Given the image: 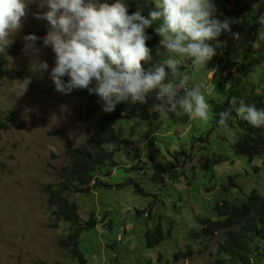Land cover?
<instances>
[{"label":"rangeland","instance_id":"374dc122","mask_svg":"<svg viewBox=\"0 0 264 264\" xmlns=\"http://www.w3.org/2000/svg\"><path fill=\"white\" fill-rule=\"evenodd\" d=\"M136 2L132 13L140 11L148 17L149 11L155 9L154 0ZM213 2L218 19L236 21L230 24V28L239 25L244 18L242 13L254 21L264 9V0ZM243 7L245 12H241ZM45 10L38 9L37 3H31L27 16L22 20V29L12 37L14 42L11 46H20L18 54H8L10 46L6 54L0 55L5 69L14 73V80H0V264H77L61 248L67 233L75 227L56 217L57 210L49 206L45 190L48 185L57 183L60 169L69 166L67 149L84 148L90 137L97 136V119L91 117L82 121L77 118V98L55 90L50 78L55 53L50 46L43 45L49 25L46 20L33 16V13ZM159 24L160 21H156L150 28L155 31ZM257 31L258 35L252 36L256 42L250 44L249 37L236 40L228 32H222L220 37L223 40L216 42L220 46L214 56V66L209 63L199 69L192 66L190 73L184 72L192 76L186 87L190 89L201 84L206 102L215 99L213 91L220 80L215 68L218 59L233 56L227 60L240 62L249 49L254 52L256 47L263 51L257 56L264 57V26L259 24ZM28 34L38 37L35 47L39 51L36 53L25 49L23 37ZM157 38L159 41L158 35ZM157 48H151L152 61L141 62L144 68L165 58L157 54ZM175 58L190 66L189 59ZM254 59L257 61L255 53ZM40 61L47 62L48 71L41 73L35 70ZM230 72L236 74L234 68ZM225 74L223 72L222 75ZM25 77H31V83L25 94L17 96L18 80ZM241 92L250 105L257 102L246 89ZM258 94L262 96L259 100L264 102L263 84ZM236 98L242 97L236 95ZM216 101L225 102L222 96ZM153 102L154 94L148 100L144 116H152L153 111L150 112L149 108ZM210 109L209 105L208 121L189 117L195 127L171 121L167 133L163 126L154 130L146 128L139 113L131 119L115 120L118 139L108 148L115 150L114 158L120 167L115 168L110 177L101 179L111 184L125 179L129 184L117 190L114 187L111 190H93L88 195L79 194L70 199L76 204L81 223L90 218L91 212L97 220L107 213L110 223V229L100 228L101 232L90 231L83 235L86 264H210L216 260L219 236L199 244L193 241L189 231L179 226L184 225L189 230L196 226V216L208 215L217 200L225 195L222 184L227 183L231 175H239L237 182L245 186L247 192L255 186L251 180L259 179L260 188L264 189V157L256 156L264 150V129L260 132L255 127L248 132L240 125L232 129L228 122L215 129L210 124ZM159 114L160 117L164 115L163 111ZM9 116L12 120L8 119ZM208 129L207 138L198 140ZM190 151L191 157L183 162ZM137 159H143L140 163L143 173L123 170L134 165ZM164 160H171L174 167L181 168L183 173L171 178L166 176L163 181H153L151 165ZM255 166L259 168L258 172L254 171ZM245 171L247 176L241 177ZM131 183H137L142 192H135ZM155 214L160 217L152 221ZM159 220L162 229L167 230L169 222L176 228L162 244L152 248L143 246L144 231ZM109 240L119 243L117 250L107 248ZM175 254L179 257L176 261Z\"/></svg>","mask_w":264,"mask_h":264},{"label":"clouds","instance_id":"9594fccd","mask_svg":"<svg viewBox=\"0 0 264 264\" xmlns=\"http://www.w3.org/2000/svg\"><path fill=\"white\" fill-rule=\"evenodd\" d=\"M33 2L38 9H47L33 16L49 25L43 45L55 53L50 78L57 92L66 95L86 89L99 98L105 113L115 111L121 103L130 107L147 104L154 94L150 112H182L192 119L209 120L203 86L186 87L192 76L181 72L183 61L175 57L187 58L194 68H203L217 55L220 45L214 42H218L222 32L240 38L230 28L235 20L217 18L213 0H154L155 9L149 11L148 17L140 11L129 14L124 0H0V55L6 54L14 42L12 37L22 29V20ZM156 21H160L155 28L160 37L157 54L165 58L145 69L141 62L152 61L146 44L151 37L146 29ZM257 22L264 26V13ZM23 39L26 50L39 51L35 34ZM48 68L46 61L35 66L41 73ZM64 77L68 79L65 81ZM30 83L31 77L18 80L17 96L25 94ZM233 111L253 127H264V102L261 107L250 105L245 98L232 97L227 108L218 114L217 123L226 124ZM190 157L191 151L187 153L188 160ZM154 165L150 169L152 175ZM223 184L222 198L232 199L236 194L223 188ZM136 187L140 188L138 184Z\"/></svg>","mask_w":264,"mask_h":264},{"label":"trees","instance_id":"16d2710c","mask_svg":"<svg viewBox=\"0 0 264 264\" xmlns=\"http://www.w3.org/2000/svg\"><path fill=\"white\" fill-rule=\"evenodd\" d=\"M124 2L126 3L129 14H132L137 3L136 0H124ZM245 11L246 9L243 7L241 12ZM261 12L264 13V9ZM242 15L244 18H242L238 26L231 27V31L238 32L240 38L249 37V44L251 42L254 43L256 39L252 36L253 34L255 36L257 35L259 27L257 19L251 21L252 19L249 20L245 13H242ZM146 32L151 37V39L146 41L147 46L150 49L159 47L160 45L155 31L149 27L146 29ZM222 40V37L218 38V41ZM19 47L18 44H14L10 47L8 54L17 55V49ZM254 53L258 62L254 59ZM257 54H263V51L256 47L254 52L252 49H249V52L243 58L244 60L242 59L243 61L237 62L230 60L229 62L227 59L233 58V56H230V58L223 57L222 59H218L216 62V75L219 76L220 80L217 79V86L213 91L216 94L214 96L215 99L208 100L210 108H212V110L210 109L212 120L210 124L215 129L222 126L217 123L219 119L218 114L227 108L228 101L232 97L240 95L244 98L245 96L241 92L244 89L257 101L255 104L262 107L263 100H259L262 96L258 93L261 84L264 85V57L259 58ZM214 62L213 57L208 63L210 66H214ZM4 65V61L0 60V80H14V73L9 70L7 71ZM191 68L192 64L190 62V66L184 65L181 68V72L190 73ZM232 68L236 70L235 75L230 72ZM223 72H226V74L222 75ZM63 79L66 81L68 77H64ZM68 95L77 98L78 106L75 108L77 118L86 121L91 117H96L98 134L97 136L90 137L86 141L84 148L67 149L69 166L60 169L57 183L55 185H48L45 192L48 196L49 206L57 210L55 213L56 217L61 222L74 225L75 227L67 233L66 239L61 244V248L66 251L67 257L71 261L77 264H86V254L82 248L85 244L83 235L90 231L97 232L98 230L101 232L100 228L104 230L110 229V223L107 220V213H103L104 217L97 220L93 212H91L88 220L81 223L77 214L76 204L70 199L79 194L88 195L93 190H111L113 187L117 190L129 184L125 179H118L114 184L101 179V177H110L113 170L120 167L114 158L115 150H109L108 148L109 144L118 139V134L114 127L115 120L121 118L131 119L139 113V117L145 122L146 128L154 130L158 126H163L162 129L166 131L165 133L170 129L172 125L171 121L178 124L189 123L192 127H195V125L190 121V116L182 112L180 115H177L172 112L163 111L164 115L160 117L159 112L153 111L152 116L150 114L144 116L147 104H137L136 106L130 107L129 104L121 103L117 105L115 111L105 113L102 111L101 104L98 102L99 98L95 94H90L86 89L73 90ZM219 96H222L225 102H217L216 98ZM177 111L179 112L180 110L178 109ZM8 119L12 120V117L9 116ZM227 122L231 125L232 129L237 125H240L241 129H245L248 132H252L255 129V127L241 119L234 111L231 113ZM244 123L245 125H243ZM5 128H8V126ZM258 129L261 132L264 127ZM209 131L208 129L206 133L201 134L198 140L206 139ZM192 139L194 141L196 140V138ZM258 155L264 157V153H257L256 156ZM186 158L185 155L183 162L187 160ZM142 161L143 159H137L134 165L123 170L126 172L133 170L143 173V166H140ZM154 168V174L151 177L153 181H163L166 176L167 178H171L174 175L183 173L180 170L181 168L174 167L171 160L159 161L154 165ZM258 169V167H254V171L258 172ZM155 170L158 173H155ZM246 173L247 171L243 172L240 176H247ZM238 177L239 175H231L228 178V182L223 184V188L233 190L236 194L232 199L224 197L219 201L217 200L213 210L208 215L195 217V227L188 230L184 225L179 226L184 227L187 232H190L195 243L202 244L203 242H208V239L219 236L220 240L218 241L217 247L218 257L210 264L264 263V189L260 188L261 184L258 181L259 179L256 181L251 180L255 186L247 192L244 186L237 182ZM130 185L134 186L137 193L142 192L140 188L136 187L137 183H131ZM140 214L141 212L138 211V215ZM159 217L158 214H155L152 216V221L159 219ZM167 226L169 227L165 230L162 229L160 220L153 222L152 227L146 228L142 235L144 240L143 246L152 248L162 244L170 237L172 230L176 228L171 222L167 223ZM118 246L119 243L117 241L114 240L111 242L109 240L107 248L117 250ZM188 254L190 253H186L185 255ZM178 258V255L175 254L174 261Z\"/></svg>","mask_w":264,"mask_h":264},{"label":"bare ground","instance_id":"6f19581e","mask_svg":"<svg viewBox=\"0 0 264 264\" xmlns=\"http://www.w3.org/2000/svg\"><path fill=\"white\" fill-rule=\"evenodd\" d=\"M162 119V118H161ZM158 139V138H157ZM169 149V148H168ZM263 161V160H262ZM255 165V164H254ZM257 172V171H256ZM243 179V178H242ZM244 181V180H243ZM245 187V186H244ZM149 208V207H148ZM148 210V209H147ZM261 264H263V263H261Z\"/></svg>","mask_w":264,"mask_h":264}]
</instances>
